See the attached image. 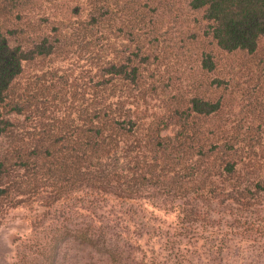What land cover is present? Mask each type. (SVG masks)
I'll use <instances>...</instances> for the list:
<instances>
[{"label":"trees","instance_id":"obj_1","mask_svg":"<svg viewBox=\"0 0 264 264\" xmlns=\"http://www.w3.org/2000/svg\"><path fill=\"white\" fill-rule=\"evenodd\" d=\"M5 1L18 12L27 4ZM139 1H88L83 19L98 33L97 46L92 66L72 81L49 68L18 83L28 61L50 57L72 39L60 33L57 16L52 35L27 14L0 29V210L41 209L29 236L15 244L12 264H64L72 244L105 264H196L178 237H197L217 255L236 241L264 249L262 204L255 208L264 200V174L251 161L247 135L228 133L215 119L219 100L164 93L151 112L153 73L117 51L104 59L112 26L144 16ZM188 4L203 11L219 50L251 53L264 43V0ZM200 68H214L208 53ZM145 205L175 213L172 234L161 232ZM142 235L163 237L166 257L143 247Z\"/></svg>","mask_w":264,"mask_h":264},{"label":"rangeland","instance_id":"obj_2","mask_svg":"<svg viewBox=\"0 0 264 264\" xmlns=\"http://www.w3.org/2000/svg\"><path fill=\"white\" fill-rule=\"evenodd\" d=\"M88 1L26 0L25 9L18 12L12 4L14 2L6 4L5 0H0V29L4 32L14 24L22 23L24 14H27L34 24L45 27L39 32L52 35L57 31L50 22L54 15L62 21L60 33L72 34L68 44L50 57L28 61L19 84L35 75L47 73L49 68L56 69L57 75L65 70L68 75L66 81H72L80 69L92 66L94 47L97 46L94 39L98 33H93L94 29L89 31L90 24L83 19ZM136 5L145 11L144 16L120 29L115 28L120 25L112 26L111 32L107 33V55H103L104 59L117 51L134 59L131 64H136L139 69L153 73L152 80L157 89L147 98L151 112H156L155 104L164 93L171 100L178 95L186 100L190 93L196 91L218 99L220 108L215 119L228 133L247 135L251 161L264 174V43L259 42L251 53H226L219 50L211 39L203 11L190 8L188 0H140ZM79 25H85L88 31L82 34ZM7 37L11 44H16V34H8ZM135 44L138 47H133ZM207 53L214 63L210 71L200 68V62ZM260 204L264 213V200H258L255 208L260 209ZM144 207L160 222L161 232L172 234L176 228L174 212L156 210L148 205ZM4 212L0 210V264H12L15 244L29 236L30 224L37 220L41 209L35 205L18 206ZM177 240L188 250L185 257L191 259L192 256L196 264H217L218 258L219 264H261L264 261V249L252 247L245 241L233 242L226 251L217 255L212 244L207 245L197 237H178ZM138 242L153 251L157 258L166 257L162 248L163 237L142 235ZM70 247L64 264H105V260L97 261V255L88 248L74 244Z\"/></svg>","mask_w":264,"mask_h":264}]
</instances>
